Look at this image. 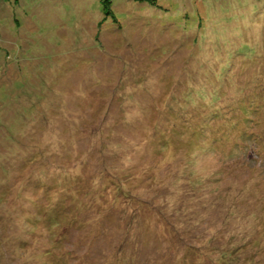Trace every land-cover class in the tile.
<instances>
[{
  "label": "rangeland",
  "instance_id": "374dc122",
  "mask_svg": "<svg viewBox=\"0 0 264 264\" xmlns=\"http://www.w3.org/2000/svg\"><path fill=\"white\" fill-rule=\"evenodd\" d=\"M105 10L0 0V264H264V0Z\"/></svg>",
  "mask_w": 264,
  "mask_h": 264
},
{
  "label": "trees",
  "instance_id": "16d2710c",
  "mask_svg": "<svg viewBox=\"0 0 264 264\" xmlns=\"http://www.w3.org/2000/svg\"><path fill=\"white\" fill-rule=\"evenodd\" d=\"M136 1H144V0H136ZM148 1H151L152 2L154 0H148ZM111 5H112V0H103V6L106 9L105 11L108 12V14H109V9H110ZM123 192L124 191H122V193Z\"/></svg>",
  "mask_w": 264,
  "mask_h": 264
}]
</instances>
